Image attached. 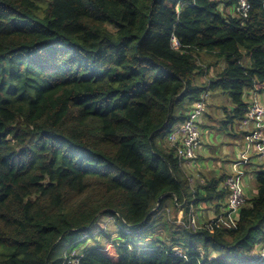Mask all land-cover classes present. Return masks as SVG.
Instances as JSON below:
<instances>
[{"label":"trees","instance_id":"trees-1","mask_svg":"<svg viewBox=\"0 0 264 264\" xmlns=\"http://www.w3.org/2000/svg\"><path fill=\"white\" fill-rule=\"evenodd\" d=\"M249 2L243 18L235 0H0V264H264L262 162L233 228L194 229L225 175L192 187L164 142L204 92L228 94L233 134L264 90V0ZM101 215L115 234L92 243Z\"/></svg>","mask_w":264,"mask_h":264},{"label":"built area","instance_id":"built-area-1","mask_svg":"<svg viewBox=\"0 0 264 264\" xmlns=\"http://www.w3.org/2000/svg\"><path fill=\"white\" fill-rule=\"evenodd\" d=\"M249 0H235L231 12L239 17L246 18L250 11ZM172 43L177 47V41L173 37ZM207 94H201L200 99L193 103L186 113L185 119L175 125L167 134L166 141L168 145L175 150V156L181 164L196 167L199 159L197 153L201 145V127L200 119L206 110L205 99ZM247 111L245 116L239 121V131L241 140L238 144L237 154L231 164V169L225 175L221 183L223 189L226 190V204L222 215L214 216L207 226L193 228L206 229L212 232L215 228L227 227L233 228L237 213L246 203L247 196L245 194V185L243 178L247 175V169L252 168L251 159L255 158L262 162L264 167V106L260 103L258 85H255L251 91L247 93ZM264 250V246L262 247ZM175 253L181 255L179 249ZM71 264H77V258H72Z\"/></svg>","mask_w":264,"mask_h":264},{"label":"rangeland","instance_id":"rangeland-1","mask_svg":"<svg viewBox=\"0 0 264 264\" xmlns=\"http://www.w3.org/2000/svg\"><path fill=\"white\" fill-rule=\"evenodd\" d=\"M219 6L222 7V4H220ZM227 12L230 13L231 10L227 9ZM201 57L204 59L205 58L204 54H201ZM243 63L245 65H249L251 63L249 57L244 56ZM204 78L205 76L198 75L196 78V84L199 86L206 87L207 80H205ZM208 92L209 93L206 92L207 97L205 99L206 112L208 111L213 116H216V120H215V123H213L212 126L209 127L211 131L209 132L206 131L201 136V142H202L201 144L207 145V151L205 152L204 155L206 157L208 164L212 166L215 171H218L219 168H225L224 166L225 162L232 161L235 159L237 150L235 152L236 145H234V141H232L231 139L230 133H232L231 132L232 129H229V131L227 132V128L223 126V123H220V120H222V118H220V111L222 109L220 106L227 105V99H229L228 94L220 90L208 91ZM263 93H264V90H263ZM258 99L259 101L262 100V102L264 103V94L263 95L260 94ZM207 102H209L210 104L209 106H207ZM263 103L261 104L264 106ZM238 123H239L238 121H234L232 128H233V131L239 136L241 134L237 128ZM197 153H199V149ZM198 162H199V159H198ZM258 162H259L258 160L254 159L255 164H257ZM181 166H183L182 168L184 172L189 177V181L192 187H196L198 182L202 183L203 179L210 178L212 175L215 176L216 174V172L212 169H209V170L202 169V171H198V166L192 167L186 164L184 165L181 164ZM249 175L251 176V178H249ZM219 176H216V177H219ZM243 182L245 185L246 194L248 196H251V191L255 189V180H254L253 174L249 172L247 175H245L243 178ZM214 208L215 206L213 203H208V205L200 204L197 207H193L190 210V214L187 219L188 222L186 223L184 222V219H183L184 210L183 208L178 206V209L176 210L170 209L168 220L174 224H179V225L186 223V225L194 224L195 227L207 226L208 222L211 221L214 217V216L209 217L210 213L208 211H210L211 209L213 210ZM223 212H224V209H223ZM222 213L219 212L218 214L222 215ZM114 225L115 224L110 216L108 217V216L101 215L97 219V221L94 223V225L86 232L89 237V240H91V242L93 243L94 242L92 240V237H93L94 240L98 239L99 244H102V241H100V239L102 240V235H104V233L105 235L114 236L115 234ZM195 229H198V228H195ZM98 231H101V234L96 235ZM82 235L83 233L77 234L76 236L77 241L81 239ZM71 238L72 237L70 235H65L62 238V240L59 242L57 247L54 249L52 255L61 256L66 251L67 246L70 244ZM258 252L260 253V255H264V250H262V247L259 248Z\"/></svg>","mask_w":264,"mask_h":264},{"label":"crops","instance_id":"crops-1","mask_svg":"<svg viewBox=\"0 0 264 264\" xmlns=\"http://www.w3.org/2000/svg\"><path fill=\"white\" fill-rule=\"evenodd\" d=\"M223 65V63H222V61L221 60H219V66H222ZM213 73H212V70H210L209 71V75L211 76ZM205 80H207L206 78H204ZM260 94H264L263 93V91H261V92H259V95ZM261 103H263L262 102V100L260 101ZM229 103V104H228ZM264 104V103H263ZM210 104H209V102H207V106H209ZM222 109H221V111H220V118H222V120H220V123H223L224 121H226L227 120V116H226V112H230V110L233 108L232 106H231V104H230V100L229 99H227V105H225V106H220ZM204 118V119H203ZM203 120V121H202ZM215 120H216V116H213L212 114H210L208 111L206 112V110H205V113H204V115L202 116V118H201V121H200V127H201V134L203 135L204 134V132H209V131H211L210 129H209V127H211L212 126V124L213 123H215ZM230 128V124H229V126H227V130ZM237 128H238V125H237ZM239 131V130H238ZM228 132V131H227ZM231 134V139H232V141H234V145H236L235 146V152H236V150L238 149V144L240 143V139H241V135H239L238 136V134H236L235 132H233V134L232 133H230ZM226 135V134H225ZM240 138V139H239ZM165 142V145H167L168 143H167V141L165 140L164 141ZM202 143V142H201ZM207 151V145L205 144V145H200V147H199V153H198V155H199V162L197 163V165H196V167L198 166V171H202V169H212V170H214L213 169V167L212 166H210L209 164H208V162H207V160H206V157H205V152ZM232 160V159H231ZM232 162H233V160L232 161H228V162H225L224 163V166H225V168H219L218 169V171H215L216 172V174H215V176H219V175H226V174H228L229 172H230V169H231V164H232ZM183 167V166H182ZM220 173V174H219ZM255 193V189L254 190H252L251 191V195L252 194H254ZM245 194H246V192H245ZM246 196H247V199L248 198H250V196H248L247 194H246ZM224 204H226V198H225V200L222 202V204H221V206L219 207V210H218V212H216V209L214 208L213 210L211 209L210 211H208L209 213H210V215H209V217H211V216H216V215H219L218 213L219 212H223V209H224V207H225V205ZM208 205V204H207Z\"/></svg>","mask_w":264,"mask_h":264},{"label":"clouds","instance_id":"clouds-1","mask_svg":"<svg viewBox=\"0 0 264 264\" xmlns=\"http://www.w3.org/2000/svg\"><path fill=\"white\" fill-rule=\"evenodd\" d=\"M259 92H261V91H259ZM238 125H239V123H238ZM238 130H239V127H238ZM241 134V133H240ZM166 140V139H165Z\"/></svg>","mask_w":264,"mask_h":264},{"label":"water","instance_id":"water-1","mask_svg":"<svg viewBox=\"0 0 264 264\" xmlns=\"http://www.w3.org/2000/svg\"><path fill=\"white\" fill-rule=\"evenodd\" d=\"M160 202V198L158 199V203Z\"/></svg>","mask_w":264,"mask_h":264}]
</instances>
